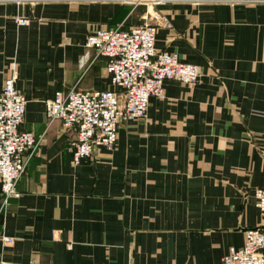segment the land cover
Segmentation results:
<instances>
[{
	"label": "crops",
	"instance_id": "crops-1",
	"mask_svg": "<svg viewBox=\"0 0 264 264\" xmlns=\"http://www.w3.org/2000/svg\"><path fill=\"white\" fill-rule=\"evenodd\" d=\"M159 50L201 69L165 82L111 150L73 163L76 132L48 124L58 91L113 89L87 36L147 19L135 0H0V92L10 64L27 100L22 130L44 135L5 205L0 264H220L264 225V0H163ZM18 18L27 20L20 25ZM3 237L13 238L5 243Z\"/></svg>",
	"mask_w": 264,
	"mask_h": 264
},
{
	"label": "built area",
	"instance_id": "built-area-1",
	"mask_svg": "<svg viewBox=\"0 0 264 264\" xmlns=\"http://www.w3.org/2000/svg\"><path fill=\"white\" fill-rule=\"evenodd\" d=\"M10 1L21 4L32 0ZM160 1H149L143 24L102 27L87 36L85 46L95 51V59H107L106 71L113 89L90 91L73 87L58 91L45 101L48 124L60 120L66 130L76 132L72 142L75 165L93 156L98 148H114L120 126L146 118L150 100L164 97L167 80L199 84L202 73L198 65L156 47L158 30L171 27L156 8ZM17 22L27 24L23 18ZM9 70L0 92V186L5 205L9 199L21 196L18 183L44 137L21 129L27 100L16 87V62L10 64ZM253 191L256 207L264 218V186ZM13 240L3 237L5 243ZM220 264H264V225L246 229L243 246L231 247Z\"/></svg>",
	"mask_w": 264,
	"mask_h": 264
},
{
	"label": "rangeland",
	"instance_id": "rangeland-1",
	"mask_svg": "<svg viewBox=\"0 0 264 264\" xmlns=\"http://www.w3.org/2000/svg\"><path fill=\"white\" fill-rule=\"evenodd\" d=\"M128 1V0H127ZM136 1V3L137 4H142L143 6H145L147 9H148V7H147V5L148 4H150V2L152 1V0H145L144 2H140L139 0H135ZM150 1V2H149ZM163 0H161L160 1V3L162 2ZM157 6H158V4H157ZM157 6H156V8H157ZM158 10V9H157ZM159 12V11H158ZM160 14V13H159ZM162 16V15H161ZM162 17H164V16H162ZM165 18V17H164ZM151 21H153V19L152 18H149ZM167 19V18H166ZM169 21V20H168Z\"/></svg>",
	"mask_w": 264,
	"mask_h": 264
}]
</instances>
